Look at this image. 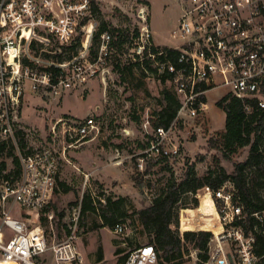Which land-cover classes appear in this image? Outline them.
I'll list each match as a JSON object with an SVG mask.
<instances>
[{
    "label": "built area",
    "instance_id": "2783aa9c",
    "mask_svg": "<svg viewBox=\"0 0 264 264\" xmlns=\"http://www.w3.org/2000/svg\"><path fill=\"white\" fill-rule=\"evenodd\" d=\"M177 1L181 14L172 32L175 44L155 42L145 9L131 42V61L140 63L148 78L167 77L181 104L168 129L153 128L154 113H146L148 147L140 162L162 163L179 156L180 146L172 138L175 126L196 120L207 109L206 95L212 90L256 99L264 109V0ZM103 27L91 0H0V264H85L77 245L79 215L62 241L47 238L40 218L53 221L55 212L48 209L67 149L85 145L99 126L94 116L80 122L59 118L50 138H42L38 146V132L24 127L23 113L28 96L60 100L73 90H86L98 77L106 85L114 40ZM58 126L63 138H56ZM205 200L212 204L211 215L202 211L189 219L188 211H197ZM178 209L181 218L172 228L183 246L193 233L208 236V248L185 252L183 264H264V255L255 253L254 232L244 226L248 216L233 180L217 189L204 186L185 193ZM252 217L258 221L253 230L264 239V210ZM126 230L121 222L114 228L120 235ZM124 257L119 264H159V254L149 243Z\"/></svg>",
    "mask_w": 264,
    "mask_h": 264
},
{
    "label": "rangeland",
    "instance_id": "374dc122",
    "mask_svg": "<svg viewBox=\"0 0 264 264\" xmlns=\"http://www.w3.org/2000/svg\"><path fill=\"white\" fill-rule=\"evenodd\" d=\"M95 1L100 9L96 17L103 25L110 22L114 28L129 29L133 39L134 31H139L142 26L139 14L145 9L150 17L153 29L150 30L155 42L164 46L176 43L172 39V32L181 14L177 0ZM107 28L115 41L112 28ZM96 39L93 51L96 50ZM129 46L131 48V43ZM117 51L114 47L106 85L98 77L87 85L86 90H73L60 100L28 96L23 113L24 127L29 130L35 128L38 132L37 138L40 139L35 142L38 146L43 144L42 138H50V128L59 118L80 122L94 116L99 126V132L92 134L85 145L67 149V159L61 161L56 190L48 209L55 212L57 221L44 224L50 241H62L67 237L73 218L79 215L77 245L85 258V264H119L130 250L150 244V236L141 225L137 212L152 203L172 174L175 179L181 180L191 164H195L196 176L199 178L205 177L210 170L224 169L232 173L234 164L244 161L248 155V148H239L235 152L224 148L226 115L216 103L229 94L227 89H215L207 93L208 107L196 120L187 119L176 124L172 138L178 141L180 155L167 161L171 169H163V162L156 163L151 159L140 162L139 158L148 147V135L143 130L146 113L158 110L157 99L162 98L165 90H173V86L146 75L142 77L141 70L135 71L136 79H131L130 84H123L119 74L113 70V64L116 58H120L123 63L132 59ZM140 82L143 85L140 86ZM133 114L140 116L141 123L133 119ZM61 131V126H58L56 138H63ZM63 147V142L58 141L57 148L61 150ZM86 174L89 175L88 180ZM62 183L72 190L64 192ZM87 194L100 199L103 204L107 197L113 200L126 198L127 217L124 220L127 230L123 235L116 234L114 228L104 226L99 214L88 212L83 215L82 201ZM189 198H186L188 202ZM204 213L209 215L211 211ZM188 214L192 216L197 213L193 210L188 211ZM179 218L180 209L178 223ZM196 244H203V240L194 238L185 242V252L204 250ZM117 250L123 252L117 255Z\"/></svg>",
    "mask_w": 264,
    "mask_h": 264
},
{
    "label": "trees",
    "instance_id": "16d2710c",
    "mask_svg": "<svg viewBox=\"0 0 264 264\" xmlns=\"http://www.w3.org/2000/svg\"><path fill=\"white\" fill-rule=\"evenodd\" d=\"M99 12L100 9L96 1L93 0L94 15ZM126 20L129 21L128 18ZM109 26L112 28V33L116 38L113 45L118 50L117 52L120 55H129V45L133 35L131 31L129 29L114 28L109 22L104 25L102 32L107 31V27ZM137 34L138 30H135L134 36ZM113 65V70L119 74V79L123 84L129 83L131 79H136V70H141V73L143 72L141 76H145L142 69L143 66L138 62L129 60L123 63L120 58H116V62ZM167 80L168 78L166 77L160 81L167 82ZM139 85H143V82H140ZM203 99L205 101V97ZM157 100L159 109L154 112L155 118L152 119V127L168 129L177 117L181 106L180 100L175 92L169 89L165 90L162 93V98ZM216 105L226 115V131L223 136L224 148L231 152H235L239 148H248V155L244 161L234 164L232 173H227L224 169H220L219 171L210 170L203 178L196 176L195 164L189 165L185 176L181 180L178 181L172 174L167 180V184L161 187L158 194L155 195L152 203L137 212L141 225L150 236V244L155 246L159 254V264H183L185 262V247L176 231L172 228L174 224L178 223V203L181 196L185 193L196 192L204 186L217 189L228 179L234 181L245 213L248 216L244 226L248 232L252 231L255 234V253L257 256L264 255V239L258 232L253 230L258 221L252 217V214L264 210V109L259 107L256 99H241L231 94L217 101ZM132 117L136 122L141 123L140 116L133 114ZM20 138L24 137L20 136ZM21 146H26L24 139L21 140ZM224 156L227 158L226 154ZM163 164H165L162 167L163 169H171L167 161H164ZM61 186L66 193L72 190L70 186L64 183ZM195 203L197 204V200ZM125 206L126 198L124 197L116 200H113L112 197H107L106 203L103 204L100 199L87 194L82 201V212L83 215L88 212L99 214L104 226L115 228L119 222L125 223L124 217H127ZM207 210L213 212L212 204L208 200H205L202 202L200 208L195 211L196 213H202V211L205 212ZM197 214L199 216V213ZM196 215L188 216L189 219H192ZM210 215L211 213L208 216ZM40 220L43 224L47 223L45 215ZM188 228L191 229L193 227L188 226ZM193 235L191 238H200L204 241L203 244L196 245L205 250L208 236L202 234L201 231L193 233ZM122 252L121 250H117L116 254L118 255Z\"/></svg>",
    "mask_w": 264,
    "mask_h": 264
},
{
    "label": "bare ground",
    "instance_id": "6f19581e",
    "mask_svg": "<svg viewBox=\"0 0 264 264\" xmlns=\"http://www.w3.org/2000/svg\"><path fill=\"white\" fill-rule=\"evenodd\" d=\"M46 217H47V216H46ZM54 220L57 221V217H56V214H55V213H54V215H53V221H54ZM53 221H52V222H53ZM47 222H48V223H51V221L49 220L48 217H47ZM51 224H52V223H51ZM212 240H213V239H212ZM213 247H214V246H213Z\"/></svg>",
    "mask_w": 264,
    "mask_h": 264
}]
</instances>
